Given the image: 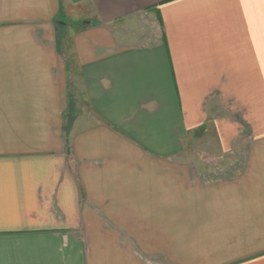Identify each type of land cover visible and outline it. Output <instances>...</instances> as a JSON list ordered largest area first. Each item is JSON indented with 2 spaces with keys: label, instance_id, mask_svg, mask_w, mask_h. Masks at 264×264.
Returning <instances> with one entry per match:
<instances>
[{
  "label": "crops",
  "instance_id": "0c3cea01",
  "mask_svg": "<svg viewBox=\"0 0 264 264\" xmlns=\"http://www.w3.org/2000/svg\"><path fill=\"white\" fill-rule=\"evenodd\" d=\"M0 264H264V0H0Z\"/></svg>",
  "mask_w": 264,
  "mask_h": 264
},
{
  "label": "rangeland",
  "instance_id": "374dc122",
  "mask_svg": "<svg viewBox=\"0 0 264 264\" xmlns=\"http://www.w3.org/2000/svg\"><path fill=\"white\" fill-rule=\"evenodd\" d=\"M61 19L63 17L61 16ZM142 23L147 33L152 29L143 17ZM219 142L212 132L198 133L189 141L186 151L181 155L183 162L199 163L198 173L206 182L228 179L239 175L244 167L247 153L244 148L231 153L219 151Z\"/></svg>",
  "mask_w": 264,
  "mask_h": 264
}]
</instances>
